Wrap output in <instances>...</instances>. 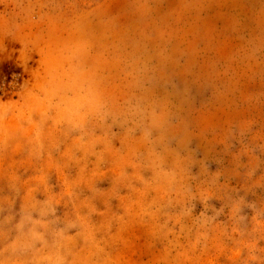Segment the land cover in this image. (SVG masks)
Returning a JSON list of instances; mask_svg holds the SVG:
<instances>
[{"label": "rangeland", "instance_id": "rangeland-1", "mask_svg": "<svg viewBox=\"0 0 264 264\" xmlns=\"http://www.w3.org/2000/svg\"><path fill=\"white\" fill-rule=\"evenodd\" d=\"M0 264H264V0H0Z\"/></svg>", "mask_w": 264, "mask_h": 264}]
</instances>
